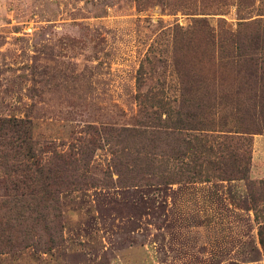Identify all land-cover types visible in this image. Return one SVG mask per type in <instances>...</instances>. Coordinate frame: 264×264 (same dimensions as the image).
<instances>
[{"label":"rangeland","instance_id":"obj_1","mask_svg":"<svg viewBox=\"0 0 264 264\" xmlns=\"http://www.w3.org/2000/svg\"><path fill=\"white\" fill-rule=\"evenodd\" d=\"M0 118L81 158L44 219L0 210V264H264V0H0Z\"/></svg>","mask_w":264,"mask_h":264},{"label":"trees","instance_id":"obj_2","mask_svg":"<svg viewBox=\"0 0 264 264\" xmlns=\"http://www.w3.org/2000/svg\"><path fill=\"white\" fill-rule=\"evenodd\" d=\"M140 97L145 98V95ZM161 99L160 97L158 98V103L170 104V101L164 102ZM152 115V113L146 112L143 119L145 127L157 128L152 133L171 135L174 131L181 134L180 130L182 129H194V127L189 126L188 120L182 119L177 121L165 119L160 120L162 121L160 122L161 124L157 122H152L153 125L148 124L154 119ZM155 116L159 119L158 115L155 114ZM206 130L210 131L211 129ZM124 131L132 136L145 135L148 139H152L147 136L148 132L151 131L129 128L124 129ZM230 132L236 135L223 136L225 139L223 145L234 141L236 144L238 141L237 146H239L242 143L241 141L246 139L244 135L252 133L249 130H230ZM36 144L32 139L31 125L28 120L0 118V171L4 174L3 178L7 183V197L0 199V210L11 211L7 222L12 219L17 220L19 216L21 217L20 207H25V205L33 206L36 213L35 217L44 219L47 213L43 209L49 206L47 205L48 201L55 199V195L63 190L62 188L70 187L74 183L70 180L69 173L72 168L77 169V165L80 162L81 158L77 157L78 154L80 155L78 148H75L73 152L67 153H60L54 149L47 148L46 152H49V154L46 159H42L39 158V155L43 151L41 148H37ZM230 146L232 149L229 152L233 154V163L236 162V159L245 163V157L238 158L236 156L240 149L233 144L231 145V143ZM81 156H84L83 153ZM238 170L242 173L241 167ZM19 174H21V177L17 176ZM242 174L245 175L244 173ZM1 223L2 221L0 220V225ZM263 230L260 229L259 235L261 244L264 247ZM1 243L0 240V247Z\"/></svg>","mask_w":264,"mask_h":264},{"label":"crops","instance_id":"obj_3","mask_svg":"<svg viewBox=\"0 0 264 264\" xmlns=\"http://www.w3.org/2000/svg\"><path fill=\"white\" fill-rule=\"evenodd\" d=\"M255 142V149H259L258 151H261L263 154L261 156L262 160L260 162V164L258 165L259 169L258 171L260 173H264V136H261L259 138H255L254 139ZM252 162H253V167H255V158H254V154L252 156Z\"/></svg>","mask_w":264,"mask_h":264}]
</instances>
